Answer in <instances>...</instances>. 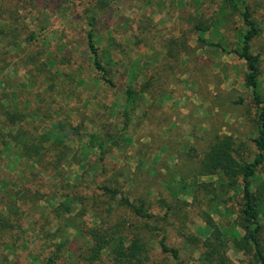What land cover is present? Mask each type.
Returning a JSON list of instances; mask_svg holds the SVG:
<instances>
[{"label":"rangeland","instance_id":"374dc122","mask_svg":"<svg viewBox=\"0 0 264 264\" xmlns=\"http://www.w3.org/2000/svg\"><path fill=\"white\" fill-rule=\"evenodd\" d=\"M248 4L261 29L253 51L264 72V0ZM89 24L112 86L93 66ZM0 28L9 32L0 38V262L117 264L112 242L100 261L90 260V249L95 235L123 234L128 245L135 238L146 243L144 264H178L159 245L166 232L186 264H203L210 234L201 208L230 241L235 237L241 199L208 207L205 197L201 206L178 189L185 179L209 182L197 175L216 135L235 137L246 156L255 152L258 109L245 85L246 65L231 52L245 26L228 0H0ZM129 87L142 93L130 118ZM261 87L264 95V75ZM91 135L116 142L102 155ZM31 144L44 146L45 155L25 158L22 148ZM257 175L264 180V163ZM104 185L146 201L158 219L186 203L179 205L186 240L176 216L154 232L118 206L120 197L111 200ZM227 257V264H255L232 244Z\"/></svg>","mask_w":264,"mask_h":264},{"label":"trees","instance_id":"16d2710c","mask_svg":"<svg viewBox=\"0 0 264 264\" xmlns=\"http://www.w3.org/2000/svg\"><path fill=\"white\" fill-rule=\"evenodd\" d=\"M228 1L231 9L240 13L245 26V32L241 34L238 42V48L233 49L231 52L240 60H243L246 65L245 85L250 90L252 101L258 109L257 135L251 138L255 152L251 156H246L245 152L241 151L245 145L239 144L235 137L231 135H216L199 166V174L197 175V177L210 178L209 182L200 183L195 178L192 180L185 179L179 182L178 189L180 195L187 196L186 191L190 195L195 194L196 198H194L193 202L201 206L204 204L205 200L203 199L205 197L207 198L206 205L208 207H211L214 201L225 206L232 199H241L239 215L235 223L237 231H235V237L231 241L226 233L214 222L209 211L207 212L201 208L200 214L210 234L205 238L202 245L204 248V252L201 255L203 264H227V250L231 244L235 251L250 256L255 261V264H264V222L261 218V207L264 206V180L259 179L257 175L259 168L264 163V95L261 89L264 72L261 69L262 55L253 51L254 42L259 38L261 29L257 20L253 17L248 4L249 0ZM89 26L86 45L90 55L93 57V66L97 70L100 79L112 86L113 82L109 78L111 74L108 68L109 63H105L103 60L101 49L96 41L94 25L89 24ZM198 31L204 32L207 29L198 28ZM8 34V31L0 28V38H7ZM199 41L207 43L203 37H200ZM208 44L214 48H221L220 44ZM3 63L4 65H9L6 60H3ZM35 66L33 65V68ZM43 66L46 65L43 64ZM125 94L124 112L129 117L136 109L142 93L136 88L129 87ZM243 101V99H239L238 103ZM3 115L10 121L14 118V115H10L9 112H5ZM21 116L23 117V115ZM58 127L64 132V125L60 123ZM98 140L97 135H91V146L100 148L102 155L108 152L111 144L116 142L115 138H112L109 142L105 140L99 142ZM27 146L26 150L22 148L25 158L30 159L34 155H45L44 151L41 152L45 148L44 146L36 144ZM59 154L61 156L58 155V158L64 155L63 152ZM100 189L105 194H109L111 200H116L117 197H120L118 206L129 211L137 220L141 221L144 227H151L154 232L160 233L162 230L159 224L160 221L168 222L171 215L176 216L175 218L180 224L177 233L186 240V233L184 232V225L186 224L185 208L179 206L186 203L180 202L177 206L174 205L172 208H168L164 217H159L158 219L157 215L147 209L146 201L140 200L139 204L132 202L127 193L119 186L104 185ZM200 195L202 197H199ZM175 208H177L178 215L174 214ZM215 210L219 212L217 207ZM94 237L95 243L90 249L91 261H100L105 250L110 253L111 242L113 243L111 245L113 249L111 255L114 256L113 259L117 264H144V260L147 258L144 257L148 250L146 248L147 245L141 239L135 238L128 245L129 241L123 234H118L117 238H115L116 236L106 237V235H95ZM194 239L197 245L200 246L198 238L194 237ZM167 241L168 235L163 232L159 241L161 249L169 253L178 264H186L182 258L180 248L170 246ZM0 264L12 263L4 259Z\"/></svg>","mask_w":264,"mask_h":264}]
</instances>
